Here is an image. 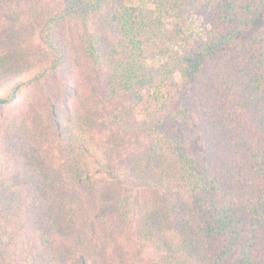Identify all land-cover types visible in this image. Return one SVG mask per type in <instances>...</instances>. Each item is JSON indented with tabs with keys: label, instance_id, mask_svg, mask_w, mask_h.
<instances>
[{
	"label": "trees",
	"instance_id": "obj_1",
	"mask_svg": "<svg viewBox=\"0 0 264 264\" xmlns=\"http://www.w3.org/2000/svg\"><path fill=\"white\" fill-rule=\"evenodd\" d=\"M0 264H264V0H0Z\"/></svg>",
	"mask_w": 264,
	"mask_h": 264
}]
</instances>
